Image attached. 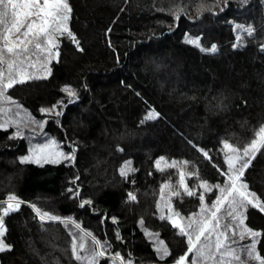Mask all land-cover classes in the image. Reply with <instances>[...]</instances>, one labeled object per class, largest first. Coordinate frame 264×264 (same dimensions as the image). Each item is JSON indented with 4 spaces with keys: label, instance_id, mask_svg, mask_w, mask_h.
<instances>
[{
    "label": "trees",
    "instance_id": "16d2710c",
    "mask_svg": "<svg viewBox=\"0 0 264 264\" xmlns=\"http://www.w3.org/2000/svg\"><path fill=\"white\" fill-rule=\"evenodd\" d=\"M68 4L75 40L60 38L49 75L17 83L7 95L46 118L45 133L72 160L22 163L27 140L0 128V213L9 197L21 203L3 217L9 248L0 264H88L73 256L66 219L104 245L96 264L117 254L132 264H174L187 253V239L158 217L156 205L162 184L175 188L178 174L155 161L187 162L189 188L222 182V144L242 149L264 126V0ZM213 45L216 51H207ZM66 86L74 96L62 91ZM53 106L55 114L41 111ZM149 113L156 118L145 119ZM127 161L132 170L121 175ZM242 180L264 204V147ZM172 200L184 216L201 204L199 194ZM45 212L59 219L42 220ZM245 223L261 234L257 250L264 253V211L247 208ZM145 231L157 235L167 256Z\"/></svg>",
    "mask_w": 264,
    "mask_h": 264
},
{
    "label": "snow or ice",
    "instance_id": "6c2138e0",
    "mask_svg": "<svg viewBox=\"0 0 264 264\" xmlns=\"http://www.w3.org/2000/svg\"><path fill=\"white\" fill-rule=\"evenodd\" d=\"M71 8L68 4V0H0V99L5 97V93L11 87L17 83H23L24 77L31 79L32 75L25 71V65L31 64V57L36 55L38 57H43L44 61H50L53 56V49L57 46V40L59 37L64 36L65 32L69 37H72V33L67 30L66 24L70 18ZM251 34V29L247 30ZM75 40L74 37H72ZM189 43L198 45L195 40H188ZM205 51V49H201ZM211 52L216 51V46L213 45L211 49L207 50ZM58 55V53H56ZM42 66L46 67L43 62ZM7 72V75H6ZM19 77V78H18ZM62 91L66 92L69 96H74L75 92L69 87H65ZM9 102L10 101L9 98ZM55 109H41L42 112H49ZM155 113H149L145 119L155 118ZM2 127V125H0ZM261 147H264V126H261L256 132L252 140L245 145L242 149L234 148L231 145L225 143L224 148L233 152L235 155L228 158L229 168L233 170L234 174L229 176V186L222 188L221 195L217 197V200L213 202V208L215 211L211 213V219L205 220H191L187 225V229L181 224L177 223L176 220L169 217L172 221L173 227L179 229V234L182 236H188V249L185 255L181 256L177 264H184L188 253H195V257L191 260L190 264H197V257L201 261L214 260L216 257L211 251L206 254V249H211L214 247L215 253L221 256L219 264H225L224 258L228 257L231 260L240 261L241 256L237 255L235 250L227 243V229L229 225L224 226V230H221L220 218L217 215L221 211V208L227 203V216L233 221L238 220L240 225H243V219L240 218V213L237 211L239 208L245 206V204L251 205L252 207H260L264 211V204L255 198L254 193L247 191V185L240 182V178L244 174V169H246L251 160L255 157L256 153L260 151ZM53 155H60L59 153H49V157ZM247 157L248 159H244ZM71 159V157H67ZM47 162V157L44 158ZM163 159V158H161ZM28 157L21 160L22 163L27 162ZM242 161L239 167L236 166V162ZM159 161H157V167H159ZM187 163V162H181ZM175 162H173V165ZM163 170V169H160ZM121 175H126L122 170ZM181 186H184V173H181ZM204 186L203 184L201 185ZM167 185L162 186L161 191ZM188 195H194L193 192L188 191L185 188ZM174 195H179L178 192H174ZM129 199H135L131 193L129 194ZM201 202L203 204V195L200 196ZM15 197H9V202H7V208L5 209L3 215H8L9 212L17 210L20 205L15 202ZM90 201H84L83 204H88ZM34 207V206H33ZM38 214L39 210L35 209ZM202 211H207L202 208ZM178 216L179 214H174ZM52 219L58 220V217H51L48 213L41 214V219ZM76 227H79L76 225ZM188 229H191L190 233ZM234 231V230H233ZM244 231L252 237L261 235L251 229L244 228ZM192 233H195L194 239ZM216 235V240L214 245L211 243V235ZM4 235L3 220L0 218V237ZM90 235V234H88ZM201 238L208 243L201 246ZM243 238V237H242ZM92 243L98 248H104L103 244H100L95 239ZM163 244V242H161ZM9 246L0 239V252L8 249ZM77 248L80 251H84V243L77 245L75 242L72 246L73 256L75 259L82 260L88 259L87 257H81L77 254ZM157 251L161 252L162 255L167 256L169 253L166 248H158ZM244 252L248 257L261 261L264 264V259L259 255L255 254V241L247 248ZM103 251H96L93 249L89 256L91 259L88 264H96V257L103 256ZM117 259H119V254H117Z\"/></svg>",
    "mask_w": 264,
    "mask_h": 264
},
{
    "label": "rangeland",
    "instance_id": "374dc122",
    "mask_svg": "<svg viewBox=\"0 0 264 264\" xmlns=\"http://www.w3.org/2000/svg\"><path fill=\"white\" fill-rule=\"evenodd\" d=\"M66 28L67 30H69L68 21L66 24ZM64 36L69 37L67 35V32H65ZM62 37L58 38L57 46L56 48L53 49V56L50 61H44L43 57H39V60H38V57L34 55L31 57V64L25 65V71L32 75L31 79L46 77L47 75H49L50 64L57 59L58 55H56V53H58L57 49L59 45V40ZM41 62L46 64V67H43ZM6 75H7V72H6ZM27 80H30V79L24 77V81H27ZM9 98L10 97L7 95V92H6L5 97L0 99V125H2V127L0 128H12L15 136L24 137L27 140L28 153L25 156L21 157V160L25 157H28L27 162L31 161L36 164H44L47 162H70L72 160L71 153L69 154L68 152H66L60 142L56 141L53 137L45 133L44 128H45L46 118H37V117L32 116L27 110H25L21 105H19L12 98H10V101H14V103L9 102ZM43 113L44 115H50V114H55L56 111L52 110V111L43 112ZM155 118H156V115H155ZM225 143L227 142H224L222 144V152L224 154L225 162L227 164V170L223 174L222 182H218L212 185L206 182L200 181L196 184L194 188H189L187 185V179H188L187 174L188 173L186 171V164L181 163L184 161H178V160H173V159L170 160L164 157H159L155 161L156 168L158 169L172 168V169H175L178 174V183L175 188L172 184L168 182L162 184V186H165V185L168 186V187H165L163 191H161L162 186L160 188V193H159V197H158L157 205H156L157 215L159 218L167 219L172 224V221L169 219V217L172 216V218L176 220L177 223L181 224L186 229H187V225L191 222V220L200 221V220H205V219H209V220L211 219V213L215 211V208H213V202H215L217 200V197L221 195L220 190L222 188H226L229 186L228 178L230 175L234 174L233 170L229 168L228 158L235 154L229 151L228 149L224 148ZM231 146L234 148H237L233 145ZM49 153H53V154L59 153L60 155H53L49 157ZM45 157L48 158L47 162L44 159ZM67 157H71V159ZM244 159H248V158L245 157ZM157 161L160 162L159 167H157ZM173 162H175L174 165H173ZM238 162L239 164L237 167H239L242 161H238ZM238 162H236V164ZM122 170L126 174L131 172L132 170L131 163L129 161L125 162L121 166L120 172ZM181 173H184V186H181V183H180ZM240 182L246 184L242 180V177L240 178ZM202 184L204 185L203 187L201 186ZM185 188H187L188 191H191L194 194H199L200 196L203 195V204L200 201L201 204H200L199 210L195 213H191L186 216L181 215L177 210H175L173 206V200H172L176 196L180 197L183 194L188 195ZM247 191L252 193L249 190L248 186H247ZM174 192H178L179 195H174L173 194ZM255 198L258 199L256 196ZM7 202H9V200L3 203V207L1 208L0 218H2V220H3V217L5 216L3 215V213L5 209L7 208ZM15 202H18L19 205L21 204L20 201L16 200ZM249 207H252V206L245 204L244 207L239 208L237 210L240 213V218L243 219V225H240L238 220L233 221L230 217L227 216V211H228L227 203H225V205L221 208V211L217 213V215L220 218V224L222 226L221 230H224L225 225L230 226L227 229V237H228L227 243L231 246L232 249L235 250L237 255L241 256L240 261L231 260L230 258L225 257L224 258L225 264H261V261L248 257V255L244 252V249L247 248L249 245H251L253 241H255V254L259 255L262 259H264V253H261L259 252V250H257L258 240L260 239V235L252 237L244 231L245 227L248 228L246 226L245 221H246V211H247V208ZM202 208L206 209L207 211H202ZM256 208L261 209L260 207H256ZM176 213H178L179 215L175 216L174 214ZM189 218H191V220ZM63 222L70 225V229L72 230L73 235H74L73 237L74 242L77 245H79L80 243H84L85 245L84 251H80L79 248H77V254L80 255L81 257H87L88 259H82V261L88 262L91 259V257L89 256V253H90L89 248H90V244L93 238H91V236H89L86 232L81 230L79 227H76V224L73 223L71 219L63 220ZM71 225H72V228H71ZM3 226H4V223H3ZM177 231L179 232L178 228H177ZM188 231L190 233L192 232L191 229H188ZM4 232H5V227H4ZM145 234L151 241L153 248L156 250V252L161 257H164V255H162L161 252L157 251L158 248H161V247L165 248L164 243L161 244L162 241L157 237V235L152 234L149 231L148 232L145 231ZM192 235L194 239L195 233H192ZM185 237L188 243L189 237L188 236H185ZM0 239H2V237H0ZM210 240H211V243L214 245L215 240H216V235L215 234L211 235ZM205 243H208V241H205L203 238H201V246ZM96 249L97 251H102L101 248H98L97 246H96ZM205 251H206V254L208 251H211L213 255H215L216 258L214 260L201 261L197 257L196 258L197 264H219L221 256L215 253L214 247L211 249H206ZM104 256L105 255H103L102 257ZM194 257H195V253H188L184 264H190L191 260ZM112 259L113 260H110V264H113V263L114 264H132L130 261L121 260L120 257L119 259H117V256H113ZM177 261L174 264H177Z\"/></svg>",
    "mask_w": 264,
    "mask_h": 264
}]
</instances>
